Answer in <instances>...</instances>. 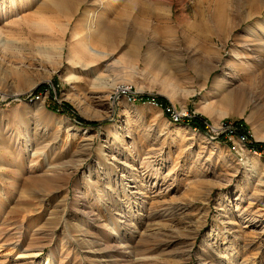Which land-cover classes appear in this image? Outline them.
Instances as JSON below:
<instances>
[{
  "label": "rangeland",
  "instance_id": "374dc122",
  "mask_svg": "<svg viewBox=\"0 0 264 264\" xmlns=\"http://www.w3.org/2000/svg\"><path fill=\"white\" fill-rule=\"evenodd\" d=\"M136 2L0 0V264H264V0Z\"/></svg>",
  "mask_w": 264,
  "mask_h": 264
},
{
  "label": "crops",
  "instance_id": "0c3cea01",
  "mask_svg": "<svg viewBox=\"0 0 264 264\" xmlns=\"http://www.w3.org/2000/svg\"><path fill=\"white\" fill-rule=\"evenodd\" d=\"M135 1H137L136 2V4H134L133 5V7L136 5H138V6H142V7H144L143 5H140V2H139V0H135ZM129 5V4H128ZM128 5H127V8H125L124 10H120V11H118V15H120V18L119 19H117L116 21H121V17L124 15H126V14H128V10H129V8H128ZM147 6V7H146ZM143 9H144V11L147 13V14H149L150 16L151 15H153V14H155L154 12H155V9H157V7H156V5L155 4H153V3H149V4H147ZM201 7H203V5H201ZM143 9H141L140 11H141V13H142V10ZM126 10V11H125ZM137 10H138V8H137ZM89 15H91V12L89 13ZM156 18H157V16H156ZM230 20V19H229ZM127 21V20H126ZM123 22V23H121V24H119V25H110L109 26V28H114V27H117V30L116 31H114V32H110V30H105L104 32H103V34H99V35H97V40H100V41H102V37H103V40L104 39H109V40H116V39H118V41H120V42H122L123 41V39L125 38V37H123L122 38V35L120 34V30H121V28H122V31H125V30H123V28H125V27H127V22ZM139 25H133L132 26V29L131 30H135V31H141V30H143V24L142 23H138ZM198 25H199V23H197ZM204 25H205V23H204ZM218 26V25H217ZM106 29H108V28H106ZM220 29V28H219ZM88 46V45H87ZM88 49H90L89 48V46H88ZM93 48H91L90 49V51L92 50ZM93 51V50H92ZM95 52V51H94ZM96 66H98V65H96ZM81 69H84V68H81ZM88 69V68H87ZM90 71H93V72H96L97 71V68H94L93 70H90ZM232 77V76H231Z\"/></svg>",
  "mask_w": 264,
  "mask_h": 264
},
{
  "label": "built area",
  "instance_id": "2783aa9c",
  "mask_svg": "<svg viewBox=\"0 0 264 264\" xmlns=\"http://www.w3.org/2000/svg\"><path fill=\"white\" fill-rule=\"evenodd\" d=\"M151 100H153L154 103L157 106L162 107L163 110L165 111V113L170 117V119L173 122H180V123L185 122V121H183V116L180 115L177 111H175L170 105L160 103L155 98L154 99H151ZM226 130L228 131L227 134H226L227 135V138L230 139V140H233L235 137H237L239 140H242V141H245V139L246 140L248 139V137L244 134V132H242L240 130V125L239 124L230 123L227 126V129Z\"/></svg>",
  "mask_w": 264,
  "mask_h": 264
},
{
  "label": "trees",
  "instance_id": "16d2710c",
  "mask_svg": "<svg viewBox=\"0 0 264 264\" xmlns=\"http://www.w3.org/2000/svg\"><path fill=\"white\" fill-rule=\"evenodd\" d=\"M46 85H43L42 87H40V90L39 91H42V90H45L46 89ZM39 91H37L36 92V95H37V93L39 92ZM153 97H147V100L149 99V100H151ZM157 101H159L160 103H162V102H164V103H166L164 100H161V99H159V98H155ZM78 120L81 122V123H85L86 121H84L83 119H81V118H78ZM92 125H96L97 123H91ZM192 125H195L194 127H199V129H201L202 131H205L206 130V128H205V126H204V124L203 123H201L199 120H196L195 122H192L191 123ZM239 125H240V130L242 131V132H245L246 133V135H247V137H248V140H252L251 139V137H250V135H248V130H247V127H245V128H242V126H245V123L242 121L241 123H239ZM223 137V136H222ZM251 148H253V149H255V150H257V151H264V144L263 143H258V142H254V141H251V143H249L248 144Z\"/></svg>",
  "mask_w": 264,
  "mask_h": 264
},
{
  "label": "bare ground",
  "instance_id": "6f19581e",
  "mask_svg": "<svg viewBox=\"0 0 264 264\" xmlns=\"http://www.w3.org/2000/svg\"><path fill=\"white\" fill-rule=\"evenodd\" d=\"M203 1V0H202ZM215 2H217V1H215ZM222 6V5H221ZM214 8H216V7H214ZM218 8V7H217ZM221 9V8H220ZM222 15V14H221ZM221 24L219 23V26H220Z\"/></svg>",
  "mask_w": 264,
  "mask_h": 264
}]
</instances>
